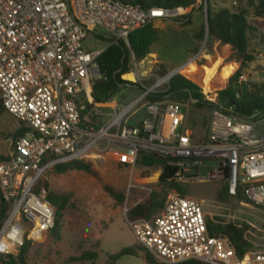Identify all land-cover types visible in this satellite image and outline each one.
Listing matches in <instances>:
<instances>
[{"label": "built area", "instance_id": "1", "mask_svg": "<svg viewBox=\"0 0 264 264\" xmlns=\"http://www.w3.org/2000/svg\"><path fill=\"white\" fill-rule=\"evenodd\" d=\"M181 12L125 0H0V98L4 110L25 129L12 141L10 157L0 163L1 198L7 207L0 223V259L18 254L26 237L38 241L55 228L56 208L47 190L38 187L45 174L57 164L107 151L133 168L141 153L161 157L179 172L217 161L198 179L225 183L240 205L264 213L263 112L245 117L225 103L215 106L207 143L200 146L192 143L185 127L182 104L145 101L159 94L153 89L128 105L111 107L101 127L82 122L87 103L94 105L91 113H98L91 93L101 78L95 71L105 51L87 49L88 36L129 47L133 32ZM178 69L160 80L169 84ZM201 95L211 106L206 92ZM129 224L137 243L161 263L264 264V220L234 225L250 244L241 256L227 238L209 235L198 200L174 192L157 217Z\"/></svg>", "mask_w": 264, "mask_h": 264}, {"label": "rangeland", "instance_id": "2", "mask_svg": "<svg viewBox=\"0 0 264 264\" xmlns=\"http://www.w3.org/2000/svg\"><path fill=\"white\" fill-rule=\"evenodd\" d=\"M221 9L232 13L244 12L250 26L247 55L254 61L246 65L239 82L233 85L235 98L240 99L243 88L255 91L264 87V12L259 8V1L197 0L178 17L152 24L157 31V39L150 47V53L140 60L134 54L129 58L128 73L137 74L136 80L125 79L124 75L128 73L122 76L123 80L138 87H122L109 103L97 105L96 116L91 113L97 127L108 120L111 107L128 105L150 89L158 93L167 92L168 82L159 85L157 82L173 70L184 67L178 75L193 82L200 94L206 92L211 106L201 109L195 101L183 103L169 96L167 100L183 105L184 124L192 133V143L197 146L207 143L212 111L215 106L224 105L220 92L228 88L231 77L244 58V54L213 42L206 34V13L214 14ZM111 43L108 37L90 34L84 44L89 50H105ZM22 129L23 126L3 109L0 98V157H10L12 141ZM121 160L107 151L95 154L87 161L93 173L73 170L55 174L49 170L45 174L49 192L67 198L68 206L62 212L58 235L47 232L42 239L34 240L28 254L29 264H109L110 256L128 247L134 248L137 256H124L116 264H147L145 252L136 241L127 213L154 194L158 201L164 202L172 192L198 200L207 222L243 224L245 227L246 222L262 224L264 220V213L240 205L229 195L220 198L219 193L226 187L225 183L198 179L217 166V161H203L200 166L188 165L181 169L173 182L161 183L162 170L159 167L136 165L133 168ZM109 189L124 195V203L119 204L111 197ZM228 215H232L235 221L228 220ZM83 252L96 253V260H73ZM6 261L0 259V264H6Z\"/></svg>", "mask_w": 264, "mask_h": 264}, {"label": "trees", "instance_id": "3", "mask_svg": "<svg viewBox=\"0 0 264 264\" xmlns=\"http://www.w3.org/2000/svg\"><path fill=\"white\" fill-rule=\"evenodd\" d=\"M134 4H141L148 7H160L164 9H182L183 12L188 10L196 4L197 0H125ZM210 1V0H209ZM259 1V8L264 12V0ZM208 35L213 42H217L221 45L229 46L233 50L244 54L241 66L236 70L229 81V86L226 90L220 92L221 100L228 106L233 107L235 113L240 116L250 117L256 112L264 113V87L261 89L250 90L243 88L240 90V99L235 98V91L233 85L239 82V78L244 71V68L248 63L254 61L253 57L247 55L249 48V30L246 14L244 12L232 13L228 9H221L218 12L208 14ZM204 35V34H203ZM103 38V37H102ZM157 39V31L152 27V24L133 32L129 36V47L123 42L118 41L110 45L105 51L99 56L97 64L101 78L98 79L92 85V99L95 105L107 104L114 96L120 91L122 87H138V85L128 82L122 79V76L129 72L128 62L132 54L135 55L137 60L145 58L150 53V47ZM171 97L179 102L197 101L196 106L198 108H204L209 106L202 100V95L199 93L198 87L188 80L186 77L177 75L174 76L169 84L168 91L159 94H150L146 96V102H162ZM3 107V105H2ZM94 105L87 103L86 111L82 112V122L89 123L95 122V118L91 116V109ZM4 109V108H3ZM195 126V124H193ZM186 127V126H185ZM25 129L18 131L15 135L16 138L22 135ZM8 158L0 157V163L6 161ZM89 160H75L66 163H60L52 167L51 171L55 174H65L69 171L78 170L93 173L92 166L87 162ZM137 165L142 167H159L162 170L160 176L161 183L173 182L179 172V168L171 166L168 161L155 156L141 153L137 160ZM128 166V165H127ZM173 186H175L173 184ZM38 187H44L47 190V199L56 208V225L55 229L50 232L53 235H58L57 231L60 227L62 212L66 210L68 206V200L65 197L56 196L49 192L48 183L45 182L43 177L38 184ZM108 193L113 197L119 204L124 203V195L116 194L110 189ZM228 196V190L225 187L220 191L219 197L225 198ZM0 199H1V222L6 218L7 207L3 203L1 198L0 188ZM164 201H158L156 194L146 200L144 203L136 204L127 213L129 221H135L138 219L152 220L157 217L164 208ZM207 228L210 236H218L227 238L231 245L236 249L239 255H244L246 251L250 249L243 236V230L232 225L214 223L213 221L207 222ZM58 238V237H57ZM35 243L32 239L26 237L23 247L16 255L9 256L6 264H29L28 254L30 252L32 244ZM144 250V259L147 264H166L157 261L152 254ZM137 251L134 248L128 247L120 251L118 254L110 256L109 264H116L124 256H137ZM97 258L96 253L83 252L79 257L73 258L74 261H94ZM108 264V263H107ZM178 264H206L200 261H187Z\"/></svg>", "mask_w": 264, "mask_h": 264}, {"label": "bare ground", "instance_id": "4", "mask_svg": "<svg viewBox=\"0 0 264 264\" xmlns=\"http://www.w3.org/2000/svg\"><path fill=\"white\" fill-rule=\"evenodd\" d=\"M183 69H184V67H181L178 70L181 72ZM124 78L127 79V80H129V81H134L137 78V74H135V73H128V74L124 75ZM164 81L165 80H159L157 82V84L159 85V84L163 83Z\"/></svg>", "mask_w": 264, "mask_h": 264}, {"label": "water", "instance_id": "5", "mask_svg": "<svg viewBox=\"0 0 264 264\" xmlns=\"http://www.w3.org/2000/svg\"><path fill=\"white\" fill-rule=\"evenodd\" d=\"M208 12L206 13V27H208ZM207 33V36H208V28H207V31H206ZM99 74V71L98 70H96L95 71V75H98ZM127 87H130L129 85L127 86Z\"/></svg>", "mask_w": 264, "mask_h": 264}, {"label": "crops", "instance_id": "6", "mask_svg": "<svg viewBox=\"0 0 264 264\" xmlns=\"http://www.w3.org/2000/svg\"><path fill=\"white\" fill-rule=\"evenodd\" d=\"M112 103V102H111ZM1 223V222H0Z\"/></svg>", "mask_w": 264, "mask_h": 264}]
</instances>
